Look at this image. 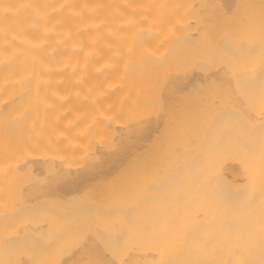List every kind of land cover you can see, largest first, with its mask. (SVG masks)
Masks as SVG:
<instances>
[{"label":"bare ground","instance_id":"1","mask_svg":"<svg viewBox=\"0 0 264 264\" xmlns=\"http://www.w3.org/2000/svg\"><path fill=\"white\" fill-rule=\"evenodd\" d=\"M0 264H264V0H0Z\"/></svg>","mask_w":264,"mask_h":264},{"label":"rangeland","instance_id":"2","mask_svg":"<svg viewBox=\"0 0 264 264\" xmlns=\"http://www.w3.org/2000/svg\"><path fill=\"white\" fill-rule=\"evenodd\" d=\"M122 250V249H121ZM122 253H124V252H122ZM119 256L118 257H120V255H122V254H118ZM123 255H125V254H123ZM112 257V256H111ZM118 257L117 256H115V254H114V257H112L113 259L115 258H117L118 259Z\"/></svg>","mask_w":264,"mask_h":264}]
</instances>
